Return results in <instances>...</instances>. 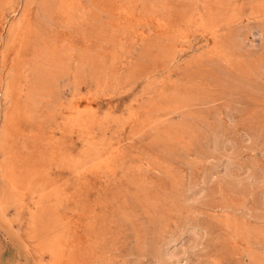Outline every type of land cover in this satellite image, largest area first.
<instances>
[{"label": "rangeland", "instance_id": "1", "mask_svg": "<svg viewBox=\"0 0 264 264\" xmlns=\"http://www.w3.org/2000/svg\"><path fill=\"white\" fill-rule=\"evenodd\" d=\"M244 165L264 170V0H0V264H264Z\"/></svg>", "mask_w": 264, "mask_h": 264}, {"label": "bare ground", "instance_id": "2", "mask_svg": "<svg viewBox=\"0 0 264 264\" xmlns=\"http://www.w3.org/2000/svg\"><path fill=\"white\" fill-rule=\"evenodd\" d=\"M62 3H61V5H62ZM62 7H64V5ZM252 136L251 135H248L247 141L249 139L251 140L252 139ZM234 142L235 141L233 139L226 138V137H224L223 135H220V134H218L214 138V142H213V144H214V146H213L214 147V150H216L220 154L226 156V159H227V161H226L227 162V165H226V174H227L228 177H230L232 179L235 178V170H233V168L235 166H234V163L232 162V157H233L232 155L234 154V146H235L234 145ZM242 169L244 171V177H242V178H244V179H247V178H253V179H257V180L258 179L259 180L260 179H262V180L264 179V170H255L250 165H244V166H242ZM239 176L240 175H238V177ZM210 181H211V175H210V173H207V174H205L203 176V180H202V183H203L204 186H202V187L195 186V187H193V188L190 189V196L189 197L191 198L192 201L193 200L194 201H199V200L205 199V197L207 195V191H208V187H209ZM259 194H260V197L264 199V189ZM190 198H188V199H190ZM259 208L262 211H264V201H261L259 203ZM192 234H193L192 237H190L189 239H187V243L184 244L186 247L192 248V247L196 246L198 244V242H199V234L198 233H195V232H192ZM172 247L175 248L174 246H172ZM181 247H183V243H182V246ZM166 251L167 250L165 248H163V249H161L158 252V257H156L158 264L168 263V259H170L169 257L176 255L175 252H173V249L171 250L172 252H170L169 254H167ZM182 253H184V251H182L181 254Z\"/></svg>", "mask_w": 264, "mask_h": 264}]
</instances>
